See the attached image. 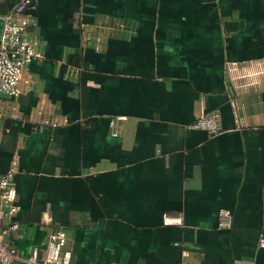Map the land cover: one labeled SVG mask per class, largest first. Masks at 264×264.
<instances>
[{
    "label": "crops",
    "instance_id": "obj_1",
    "mask_svg": "<svg viewBox=\"0 0 264 264\" xmlns=\"http://www.w3.org/2000/svg\"><path fill=\"white\" fill-rule=\"evenodd\" d=\"M9 11L35 20L40 53L1 103L14 264L56 229L75 264H264V0ZM212 111L219 132L190 128Z\"/></svg>",
    "mask_w": 264,
    "mask_h": 264
},
{
    "label": "built area",
    "instance_id": "obj_2",
    "mask_svg": "<svg viewBox=\"0 0 264 264\" xmlns=\"http://www.w3.org/2000/svg\"><path fill=\"white\" fill-rule=\"evenodd\" d=\"M26 2V1H25ZM0 32V119L2 118V98L15 96L20 92L19 82L25 67L40 57L37 41L31 38L27 28L36 26L34 19L22 16L16 11L1 15ZM220 113L208 112L199 116L190 124V128L201 129L209 134L220 131ZM110 125H114L110 121ZM115 135V133L113 134ZM16 172L15 163L5 172L0 170V264H14L19 253L12 242L5 240L18 229V223L11 219L17 211L14 205L13 178ZM223 220V218H222ZM166 224L174 223L168 215H164ZM222 223L227 224L226 220ZM25 264H75L71 251L67 248V235L62 229L53 231L47 240L44 255L39 256L36 248L32 249L25 259Z\"/></svg>",
    "mask_w": 264,
    "mask_h": 264
}]
</instances>
